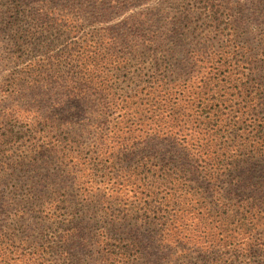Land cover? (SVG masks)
<instances>
[{"label":"trees","instance_id":"trees-1","mask_svg":"<svg viewBox=\"0 0 264 264\" xmlns=\"http://www.w3.org/2000/svg\"><path fill=\"white\" fill-rule=\"evenodd\" d=\"M195 1L198 13L162 17L150 0H0L13 65L0 90L21 97L0 129H32L66 174L32 195L47 264H72L84 230L117 264L142 254L139 230L167 264H264V33L253 48L246 35L244 61L220 32L196 49L187 27L225 3ZM10 238L0 264H42L44 243Z\"/></svg>","mask_w":264,"mask_h":264},{"label":"rangeland","instance_id":"rangeland-1","mask_svg":"<svg viewBox=\"0 0 264 264\" xmlns=\"http://www.w3.org/2000/svg\"><path fill=\"white\" fill-rule=\"evenodd\" d=\"M194 1L150 0L147 5L153 6L157 4L159 7L158 13L162 17H170L184 12L185 9L180 7L181 4L188 5L189 9L198 13L199 8L193 5ZM221 2L225 3V7L221 9L218 21L205 19V24L202 27L199 26L202 23L187 27L192 32L190 40H196L193 43V45L197 44L196 49L208 48L212 50L211 48L214 47L215 49L220 46L219 43L221 42L209 39L213 38L215 33L220 32L225 37L223 45L226 46L225 49L227 51H237V54H233L231 57L232 61H244L243 53L248 49L246 48L248 44H245L246 35H248L249 39L247 40L251 45L248 47L253 48V45L259 44L258 40L261 32L259 30L262 29L264 33V1L221 0ZM198 5L200 6V4ZM220 21H231V23H234L235 27L232 29L234 33H232V37L226 35L231 33V31L227 29L226 24L220 26ZM201 31L211 33L210 35H202L200 34ZM205 36L209 37L208 40H200V37ZM187 39L185 41H188ZM4 48V39L0 36V83L10 75L13 69V65L10 64V60H8L9 56ZM1 91L2 108L0 111L5 110V107H11L20 102L21 97L18 98L19 95L16 92L11 91V93H7V89L3 93ZM30 91L26 88H18V92H21V94H35V91L33 93ZM25 128L27 132L24 134L18 132L17 129H0V132L3 134L2 138L5 137L4 135L14 136V138L10 139H0V233L7 239L15 236L19 240V243H26V245L44 243L45 246L40 249V253L43 255L40 262L47 264L52 254L45 249L48 244L45 243L42 230L35 224L37 222L34 218L37 214V204L34 199L32 200V195L49 193L51 190H55L56 187L67 186L66 174L63 170L64 166L60 164L55 151L45 146L39 149L41 143L37 139L34 140L32 138V129ZM24 210L26 214L22 217L21 213ZM262 210H264V206ZM93 219H87L88 223H90L89 225L92 224ZM262 235L264 236V234ZM136 236L139 238L137 241L141 242L142 254L135 255L134 264H167L165 257L168 255H166L163 249L157 248L155 241L148 242L150 244L147 243L146 245H149V249H145L146 246L142 244V241L145 242L148 237L146 232L139 230ZM96 241L97 237L88 235L85 230L81 232L77 243H74L72 246V250L68 247L69 251L75 254L72 258V264H117L115 260L117 250L115 249L114 255H111L112 258L107 260L106 256H104V251L101 250L100 244ZM123 249V251L131 252V250Z\"/></svg>","mask_w":264,"mask_h":264}]
</instances>
